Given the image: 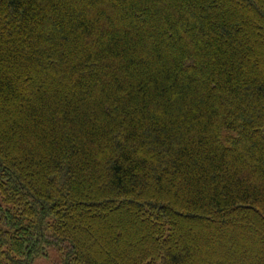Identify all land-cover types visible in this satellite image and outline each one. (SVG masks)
I'll return each mask as SVG.
<instances>
[{"label":"trees","instance_id":"trees-1","mask_svg":"<svg viewBox=\"0 0 264 264\" xmlns=\"http://www.w3.org/2000/svg\"><path fill=\"white\" fill-rule=\"evenodd\" d=\"M0 194V264H264V0H0Z\"/></svg>","mask_w":264,"mask_h":264},{"label":"rangeland","instance_id":"rangeland-1","mask_svg":"<svg viewBox=\"0 0 264 264\" xmlns=\"http://www.w3.org/2000/svg\"><path fill=\"white\" fill-rule=\"evenodd\" d=\"M256 43V42H255ZM253 43V46H256L257 44ZM0 201H1V194H0ZM140 237L139 234L132 233L130 239H133V241H136ZM130 239L128 241H130ZM132 241V244L135 242ZM46 255L45 256H39L34 264H63L62 258H61V252L57 249V247H46Z\"/></svg>","mask_w":264,"mask_h":264}]
</instances>
